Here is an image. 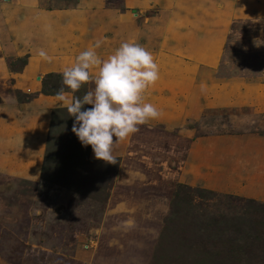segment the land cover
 Here are the masks:
<instances>
[{
	"label": "rangeland",
	"instance_id": "374dc122",
	"mask_svg": "<svg viewBox=\"0 0 264 264\" xmlns=\"http://www.w3.org/2000/svg\"><path fill=\"white\" fill-rule=\"evenodd\" d=\"M23 61L11 59L10 68ZM207 67L198 66L203 76L192 80L202 88L200 102L174 95L172 122L139 125L115 163L83 172L89 145L72 132L67 109L58 112L67 126L50 116L46 127L61 142L45 176L42 167L40 176L20 175L17 159L0 157V264H170L154 255L178 183L264 203V12L237 17L223 31L218 62ZM11 84L1 82L0 95L16 96ZM87 91L88 83L68 92L82 98ZM37 160L25 162L34 169ZM256 227L262 242L253 261L264 264V224Z\"/></svg>",
	"mask_w": 264,
	"mask_h": 264
},
{
	"label": "crops",
	"instance_id": "0c3cea01",
	"mask_svg": "<svg viewBox=\"0 0 264 264\" xmlns=\"http://www.w3.org/2000/svg\"><path fill=\"white\" fill-rule=\"evenodd\" d=\"M42 4L43 0H0V83L10 80L14 89L30 95L24 102L11 94L0 95V157L17 159L19 174L26 177L33 173L40 176L51 111L64 107L56 95L41 93L44 74L62 73L96 41L101 42L95 49L101 60L125 41L139 43L159 66V79L146 90L143 101L153 104L160 115L146 124L171 123L168 111L178 107L173 103L174 95L183 97L190 106L200 102L202 88L192 80L203 76L200 70L196 76L198 66L218 62L223 31L237 17L264 12L260 0H73L61 6ZM39 49L52 57L51 62L37 55ZM14 58L26 60L16 71L9 65ZM89 71L93 76L88 82L91 91L98 68ZM132 135L113 145L114 157L124 152L123 143ZM89 156L96 159L91 146ZM32 157L38 159L34 169L25 162Z\"/></svg>",
	"mask_w": 264,
	"mask_h": 264
},
{
	"label": "trees",
	"instance_id": "16d2710c",
	"mask_svg": "<svg viewBox=\"0 0 264 264\" xmlns=\"http://www.w3.org/2000/svg\"><path fill=\"white\" fill-rule=\"evenodd\" d=\"M62 79V73H47L41 79V93L56 95L61 87H64L65 92L71 91L62 84ZM22 93L16 90L19 101ZM86 106L92 107L87 104ZM64 109L66 108H53L50 122L56 121L64 127L67 126L58 117V112ZM60 142L53 129H50L43 157V176L48 172L45 163L52 159L55 153L53 147ZM86 161L87 164L80 166L83 172L93 170L97 162H105L89 159V155ZM223 208L233 211L225 212ZM251 208H256V215L250 211ZM258 212L264 213V203L254 199L218 194L208 188L178 183L172 194L170 213L164 218L158 237L159 251L153 255L159 259L164 258L170 264H254L256 254L253 248L258 242H262L256 226L258 223L264 224L258 217ZM166 247L165 253L163 249Z\"/></svg>",
	"mask_w": 264,
	"mask_h": 264
},
{
	"label": "clouds",
	"instance_id": "9594fccd",
	"mask_svg": "<svg viewBox=\"0 0 264 264\" xmlns=\"http://www.w3.org/2000/svg\"><path fill=\"white\" fill-rule=\"evenodd\" d=\"M100 44L96 41L82 51L72 66L62 72V84L77 92L83 84L93 80L89 70L98 68L94 89L79 98L68 96L61 87L56 99L75 118L72 132L81 144L91 145L96 159L115 163L113 145L135 134L139 125L160 115L153 104L143 101L146 90L159 79V66L150 51L132 41L121 43L101 60L95 51ZM37 55L45 61L52 60L44 49H39ZM86 104L92 107L82 111Z\"/></svg>",
	"mask_w": 264,
	"mask_h": 264
}]
</instances>
